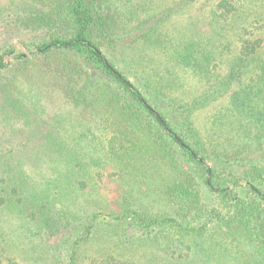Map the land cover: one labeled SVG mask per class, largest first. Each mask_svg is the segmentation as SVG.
I'll list each match as a JSON object with an SVG mask.
<instances>
[{
	"label": "trees",
	"instance_id": "16d2710c",
	"mask_svg": "<svg viewBox=\"0 0 264 264\" xmlns=\"http://www.w3.org/2000/svg\"><path fill=\"white\" fill-rule=\"evenodd\" d=\"M187 9L202 13L169 30ZM34 69L53 87L16 86ZM180 71L209 88L186 99ZM2 124L23 132L0 135V264H140L143 247L148 264H209L216 223L264 264V0H0ZM125 173L159 179L157 212L121 187L97 197Z\"/></svg>",
	"mask_w": 264,
	"mask_h": 264
},
{
	"label": "rangeland",
	"instance_id": "374dc122",
	"mask_svg": "<svg viewBox=\"0 0 264 264\" xmlns=\"http://www.w3.org/2000/svg\"><path fill=\"white\" fill-rule=\"evenodd\" d=\"M202 12H200L198 9H187L184 10L183 12H180L175 15L170 22L168 23V28L171 31H176V30H181L184 25L187 24V22H193L196 19V15H200ZM23 51L22 49H20ZM25 53V52H24ZM118 55V56H117ZM114 58L117 66L121 68V70H125L126 63H124L123 56H120V53H118ZM129 58V63L131 64V70L136 71L137 73L139 70L136 66V61H134V57L129 54L127 56ZM127 59V58H126ZM142 71V70H140ZM28 77L23 76L18 79L17 87H34L35 89H42L41 87H53L50 84V81H48L44 76L41 74H38L37 69H34L33 71L29 72L28 71ZM33 74V76H32ZM7 74L6 76H8ZM179 75H181V78L183 80V87H180L177 91L178 94L184 95L186 99L191 98L193 94L199 93L200 90H206L209 87H201L199 83L192 78L191 75L189 74H184L183 72H179ZM130 77V76H129ZM131 80H133L136 83V80H134V77H130ZM26 80H29L26 82ZM227 103V99H221L217 103H214L211 105V107L199 111L196 118H197V126L199 125L200 127H203L204 125L209 126V122L218 115V112L222 107H225L224 105ZM53 103L49 104L48 107V117L47 118H52L54 117L53 113L57 112L59 109L58 105H54ZM64 111V110H63ZM58 113H62L60 110ZM59 117V121L62 119L66 118L68 115L67 114H57ZM52 123V122H51ZM15 129L19 130L20 133L23 131L22 125H19ZM15 129L9 130L8 128H5L2 125H0V135L5 139V140H14L15 138ZM59 135L63 138H71L73 136L77 137L79 136L82 139V136L80 133H82L79 129H75L73 126L68 124L67 122H64L62 124V128L60 131H57ZM79 134V135H75ZM71 140V139H70ZM137 164L133 165L132 169H137ZM117 168V167H116ZM112 169L106 170V172H109ZM131 172V170H127ZM126 174V173H125ZM128 174V173H127ZM126 174V175H127ZM151 176V175H149ZM147 176L146 174L142 175L140 174L139 178H137V174L133 175H127V180L126 182L120 181L118 177H114L112 180H107L106 184L102 183V189L99 190L98 198L101 199H109L112 198L114 194L117 197V194L119 193V187L121 189H124L126 192H130L128 197L132 199H138L141 201V203H145L149 206H151V211L157 212L156 208H159V197L156 195H152L150 192L151 188L157 187L159 185V179L157 182L153 180V178ZM119 195V194H118ZM114 196V197H115ZM248 200V198H245ZM212 201V207H218L219 201H216L214 197L210 199ZM155 207V209H154ZM14 224L17 223H10L7 224L5 223V230L7 231L8 237L13 240L16 239V236L12 234L14 230ZM226 225H222V229L219 228V224H215L213 228L209 231L207 234L208 236L204 239H201L198 241V248L197 251H200L198 255H202L204 251L208 252L210 263L209 264H256L254 260L252 261V255L250 253L251 249L250 246L246 243L245 239H242L240 236H236L231 233L230 230L232 229H227ZM148 249L141 248L136 252V258L135 260L139 262L140 264H148L151 263L152 261H159L158 259L160 258V253L157 252L156 250H151L155 255H157L155 258L150 256V253L147 252ZM201 259V258H200ZM199 259V260H200ZM156 263V262H155ZM159 263V262H158Z\"/></svg>",
	"mask_w": 264,
	"mask_h": 264
},
{
	"label": "water",
	"instance_id": "95a60500",
	"mask_svg": "<svg viewBox=\"0 0 264 264\" xmlns=\"http://www.w3.org/2000/svg\"><path fill=\"white\" fill-rule=\"evenodd\" d=\"M105 63H106V65L108 66V67H110L111 68V70L114 72V73H116L117 75H118V72L115 70V69H113L112 67H111V65L107 62V61H105ZM121 78H122V76H120ZM126 83H128L127 81H126ZM130 85V84H129ZM131 86V85H130ZM132 87V86H131ZM169 132L170 133H172V131L171 130H169Z\"/></svg>",
	"mask_w": 264,
	"mask_h": 264
}]
</instances>
